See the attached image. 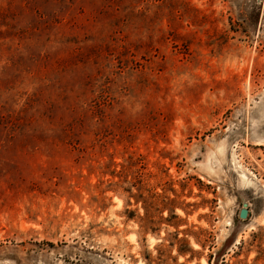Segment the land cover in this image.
Returning a JSON list of instances; mask_svg holds the SVG:
<instances>
[{"label": "rangeland", "instance_id": "1", "mask_svg": "<svg viewBox=\"0 0 264 264\" xmlns=\"http://www.w3.org/2000/svg\"><path fill=\"white\" fill-rule=\"evenodd\" d=\"M0 264H264V0H0Z\"/></svg>", "mask_w": 264, "mask_h": 264}, {"label": "water", "instance_id": "2", "mask_svg": "<svg viewBox=\"0 0 264 264\" xmlns=\"http://www.w3.org/2000/svg\"><path fill=\"white\" fill-rule=\"evenodd\" d=\"M246 215H247V209H246V207H243V208L240 210V212H239V216H240V218H245Z\"/></svg>", "mask_w": 264, "mask_h": 264}]
</instances>
